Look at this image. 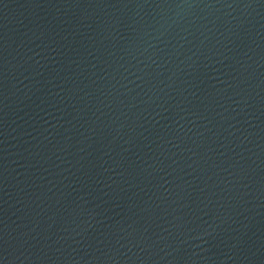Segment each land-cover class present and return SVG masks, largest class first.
<instances>
[{
  "label": "water",
  "instance_id": "95a60500",
  "mask_svg": "<svg viewBox=\"0 0 264 264\" xmlns=\"http://www.w3.org/2000/svg\"><path fill=\"white\" fill-rule=\"evenodd\" d=\"M0 264H264V0H0Z\"/></svg>",
  "mask_w": 264,
  "mask_h": 264
}]
</instances>
